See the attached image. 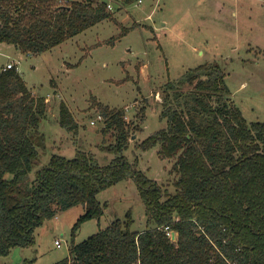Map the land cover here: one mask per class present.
Listing matches in <instances>:
<instances>
[{"label":"trees","instance_id":"obj_1","mask_svg":"<svg viewBox=\"0 0 264 264\" xmlns=\"http://www.w3.org/2000/svg\"><path fill=\"white\" fill-rule=\"evenodd\" d=\"M133 4L138 0H121ZM107 0H0V42L38 55L105 19ZM121 32L116 37H122ZM111 40V39H110ZM219 63L199 65L164 90L161 118L167 126L138 147L159 146L162 159L176 158L175 193L139 169L125 151L131 124L122 109L93 98L113 132L116 157L102 165L92 152L73 158L54 154L34 179L47 115L18 67L0 71V257L35 244L37 227L60 211L86 207L71 229V254L54 264H264V122H249L231 93ZM191 86L185 91V86ZM60 125L78 131L69 105L60 103ZM134 178L151 228L132 230L133 213L76 242L83 223L105 213L98 195ZM178 234L172 240L166 227ZM24 260L19 264H27Z\"/></svg>","mask_w":264,"mask_h":264},{"label":"rangeland","instance_id":"obj_2","mask_svg":"<svg viewBox=\"0 0 264 264\" xmlns=\"http://www.w3.org/2000/svg\"><path fill=\"white\" fill-rule=\"evenodd\" d=\"M71 0H58L69 3ZM114 19H105L82 33L38 55L12 43L0 42V71L15 63L28 87L44 96L47 115L40 157L31 178L54 154L73 158L79 150L92 152L106 165L116 157L109 151L113 132L103 133L104 118L93 106L98 101L122 109L131 124V144L125 151L139 169L175 193L176 158L162 159L159 146L142 150L138 143L167 126L161 118L164 90L199 65L219 63L227 73L231 93L225 96L241 108L249 122H264V0H143L124 4L107 0ZM121 32L122 37H116ZM111 39V40H110ZM190 91L191 86L184 87ZM65 101L78 131L60 125V103ZM105 213L101 225L133 213L132 230L151 228L134 178L125 179L98 195ZM71 216L51 219L37 227L29 251L31 264H54L71 247ZM100 230L99 220L87 221L78 231L81 242ZM56 239L62 245H56ZM0 264H12L7 256Z\"/></svg>","mask_w":264,"mask_h":264},{"label":"crops","instance_id":"obj_3","mask_svg":"<svg viewBox=\"0 0 264 264\" xmlns=\"http://www.w3.org/2000/svg\"><path fill=\"white\" fill-rule=\"evenodd\" d=\"M85 210H86V207H85V205H83V204H79V205H77V206H74V207H72V208H70V209H68V210H65V211H60L59 213H57V215L53 218V219H55V220H59L64 214H69L70 216H71V225H72V227H73V225L75 224V222L77 221V219L82 215V214H84L85 213ZM93 220H95V219H93ZM90 221H92V220H90ZM84 224V223H83ZM83 224H82V226H83ZM99 224H100V229H104V228H106L104 225H101V219H99ZM82 226H81V228H82ZM108 227V226H107ZM141 231H143V230H141ZM78 235V234H77ZM77 241V240H76ZM78 243V242H77ZM31 247L32 246H30V247H26V248H21V255H22V261H21V263L26 259V260H28L29 262L27 263V264H31V263H33L34 261H35V259L34 258H32L31 256H30V253H29V251L31 250ZM12 254V253H11ZM11 254L9 255V256H7V259L13 264V259H12V257H11ZM71 254V251L69 250V255ZM68 255V256H69Z\"/></svg>","mask_w":264,"mask_h":264},{"label":"built area","instance_id":"obj_4","mask_svg":"<svg viewBox=\"0 0 264 264\" xmlns=\"http://www.w3.org/2000/svg\"><path fill=\"white\" fill-rule=\"evenodd\" d=\"M137 2L138 3H142L143 0H138ZM13 67H15V63L9 62L6 66H4V69L6 70V69L13 68ZM99 118L102 119L103 118L102 115H99ZM166 229L168 230L167 233L171 237V239L172 240H177V238H178L177 232H175L174 230L170 229L169 226H167ZM55 243H56V245L61 246L62 245V240L61 239H56Z\"/></svg>","mask_w":264,"mask_h":264},{"label":"water","instance_id":"obj_5","mask_svg":"<svg viewBox=\"0 0 264 264\" xmlns=\"http://www.w3.org/2000/svg\"><path fill=\"white\" fill-rule=\"evenodd\" d=\"M11 257L13 259V264H19V263H21V261H22V255H21V247L20 246L16 247L13 250V252L11 254Z\"/></svg>","mask_w":264,"mask_h":264}]
</instances>
